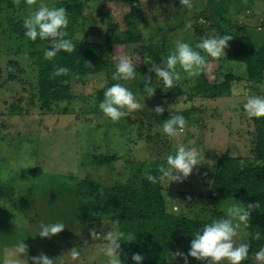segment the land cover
<instances>
[{
    "label": "rangeland",
    "instance_id": "rangeland-1",
    "mask_svg": "<svg viewBox=\"0 0 264 264\" xmlns=\"http://www.w3.org/2000/svg\"><path fill=\"white\" fill-rule=\"evenodd\" d=\"M218 2L194 0L189 11L181 8L179 0H137L135 7L118 0H93L80 17L68 13L65 31L72 41L102 42L107 23L117 33L138 36L139 41L112 47L103 72L72 79L70 99L44 111L36 95L33 55L43 52L50 42L28 40L23 21L41 3L59 6L56 0H37L35 6H27L24 0L19 4L0 0V260L7 249L24 240L28 253L20 258L28 264L41 252L55 261L73 248L79 256H62L57 264H105L106 258L99 253L104 242L92 241L89 229L107 232L114 224L121 229L124 215L113 221L77 222L76 206L84 191L80 185L135 186L148 172L166 167V157L175 153L178 144L201 153V164L182 182L159 183L163 213L172 219L184 216L203 222L210 216L209 182L220 154L235 158L239 169L260 165L253 156L251 120L243 110L245 96L235 92L264 95L259 87L264 84V73L261 84H250L245 81L243 64L227 61L225 56L206 57L208 63L201 74L211 89L206 95L191 97L193 78L181 72V79L167 89L149 73L151 65L142 63L151 57L159 65L177 40L195 48L202 38L218 36L219 31L246 36L255 45L264 42V0H227L221 17L212 12ZM126 15L131 17L132 30L123 20ZM189 22L190 29L186 28ZM125 54L136 65V77L116 81L115 66ZM136 54L141 61H136ZM149 75L155 88L150 98L143 79ZM114 83L127 87L141 104L140 110L115 123L99 110L104 91ZM157 106L165 108L163 114L154 112ZM171 106L170 111L188 113L185 129L175 138L162 132ZM234 202L219 206L224 218ZM55 222H63L65 230L41 239L39 225ZM242 228L238 243H245ZM184 257L187 264H200ZM166 259L169 264H185L178 253H167ZM252 260L257 263L255 255Z\"/></svg>",
    "mask_w": 264,
    "mask_h": 264
},
{
    "label": "trees",
    "instance_id": "trees-1",
    "mask_svg": "<svg viewBox=\"0 0 264 264\" xmlns=\"http://www.w3.org/2000/svg\"><path fill=\"white\" fill-rule=\"evenodd\" d=\"M93 0H56L57 5L64 7L75 18L81 16L82 9ZM121 4L135 7L137 0H118ZM227 1V0H226ZM226 1L219 0L214 15L223 16L226 12ZM128 30L133 29L130 15L123 19ZM231 35L228 48L225 49V59L241 63L244 66L245 81L250 84H261L264 73V42L255 45L248 37L219 31L218 36ZM100 43L73 41L76 51L72 53L59 52L52 60L44 59V51L33 55V64L37 69L36 95L39 108L50 111L55 104L70 99L69 82L74 78L93 76L105 70L107 53L114 46L127 45L139 41L136 35L117 33L112 24L107 23L102 33ZM47 49V48H46ZM86 63H90L91 66ZM64 67L68 75L54 77L53 72ZM190 84V96H201L209 93L211 84L200 74L193 78ZM185 119L187 112L177 113ZM253 138V156L260 165L239 169L237 160L226 153L220 154L215 161L211 176L207 200L210 203V216L203 220H188L184 216L172 217L163 213L159 197V183L152 184L146 179L148 174L159 175L151 171L135 186L124 184L111 187H101L93 183H83L76 206L77 222L92 220H115L121 215L120 222L124 233L135 236L133 242L121 241L120 255L122 264H134L132 256L139 253L144 257L141 264H169L167 253L186 254L190 250L191 239L203 226L213 220L224 218L219 206L222 203L240 200L243 205L259 202L260 207L252 211L251 218L245 230V243L249 244V253L242 264H257L253 262L255 255L264 247V118H250ZM256 233L260 238L254 239ZM191 260L207 264L206 261Z\"/></svg>",
    "mask_w": 264,
    "mask_h": 264
},
{
    "label": "clouds",
    "instance_id": "clouds-1",
    "mask_svg": "<svg viewBox=\"0 0 264 264\" xmlns=\"http://www.w3.org/2000/svg\"><path fill=\"white\" fill-rule=\"evenodd\" d=\"M20 0H17L19 4ZM27 6H35L37 0H24ZM181 8L189 11L194 7V0H179ZM203 23V20L200 21ZM68 12L64 7L48 6L41 3L38 8L32 11L23 21L25 29L24 36L30 41H49L50 46L44 50V59L52 60L57 53L63 51L72 53L76 51L75 44L71 39H67L68 33L65 29L68 27ZM192 24H186V28H191ZM233 37L225 34L222 36H212L202 38L196 43L195 48L190 43L176 41L174 49L167 55L166 60L159 65L152 61L151 57L144 58L142 63L150 64L148 71L154 73L155 78L162 81L167 89L175 86V82L181 79V72L188 78L198 77L206 67L208 60L219 59L225 56V49L229 46V41ZM145 46H148L147 39ZM136 61H141L139 54L135 55ZM91 66L90 63H86ZM179 69V70H178ZM69 70L59 67L53 72L54 77L68 75ZM136 77V65L129 55H121L115 66L113 79L116 81H131ZM144 92L147 97H152L155 88L151 87L152 77L145 76ZM261 92H264V84L259 85ZM236 95L243 94L245 103L243 110L249 118H264V95L243 93L237 89ZM141 109V104L137 101L135 95L121 83H114L107 87L103 93V100L99 103V110L103 116L111 122H118L121 118L127 117L130 113ZM172 109L170 107L169 111ZM164 107L157 106L154 112L158 115L163 114ZM187 125L186 119L174 111H170L168 119L162 122V132L169 138L177 137ZM201 153L195 148H187L183 144H178L174 154L166 157V167L158 169L159 175L148 174L146 179L149 183L157 184L165 181L182 182L193 171L194 167L200 165ZM210 183V182H209ZM179 204V202H175ZM260 207L259 202L248 203L246 206L240 202H234L227 208L226 218L213 220L203 226L202 230L195 233L191 239L190 250L187 257H192L198 261H206L207 264H242L246 261L249 253L248 243H238L237 237L241 227H247L251 218L252 211ZM178 211L179 209H175ZM66 228L63 222H55L39 225V237L41 239L51 238ZM89 236L92 241H103V246L99 253L106 260L105 264H122L120 248L121 241L133 242L135 236L132 233H124L114 224L107 232H98L95 227L89 229ZM259 239L260 234L256 233L253 237ZM87 243H85L86 245ZM28 246L24 240L18 241L12 248L7 249L0 260V264H28L27 259H21V256L27 257ZM182 258L187 259L184 254L178 253ZM62 256H70L75 259L79 256L76 248ZM61 256V257H62ZM61 257L53 260L44 253L31 257L32 264H57ZM144 257L139 253L132 256L134 264H141ZM257 264H264V247L255 253Z\"/></svg>",
    "mask_w": 264,
    "mask_h": 264
}]
</instances>
